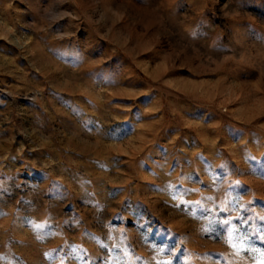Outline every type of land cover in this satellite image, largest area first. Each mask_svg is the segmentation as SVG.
<instances>
[{
    "label": "rangeland",
    "instance_id": "obj_1",
    "mask_svg": "<svg viewBox=\"0 0 264 264\" xmlns=\"http://www.w3.org/2000/svg\"><path fill=\"white\" fill-rule=\"evenodd\" d=\"M0 264H264V0H0Z\"/></svg>",
    "mask_w": 264,
    "mask_h": 264
}]
</instances>
